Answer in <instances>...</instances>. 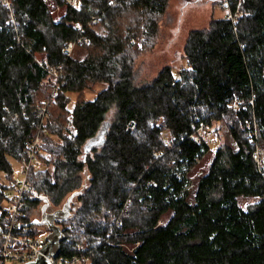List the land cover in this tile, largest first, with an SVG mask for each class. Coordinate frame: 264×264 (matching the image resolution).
Segmentation results:
<instances>
[{
    "label": "trees",
    "instance_id": "1",
    "mask_svg": "<svg viewBox=\"0 0 264 264\" xmlns=\"http://www.w3.org/2000/svg\"><path fill=\"white\" fill-rule=\"evenodd\" d=\"M62 3L55 18L45 0H0V220L12 163L48 102L28 181L53 209L67 194L78 192L79 202L59 222L65 240L55 258L80 254L84 240L83 264H264V166L253 159L264 147V0H228L232 19L189 32L185 67L165 65L147 82L137 81L134 62L153 46L168 0ZM77 37L88 41L76 46L85 56H63ZM70 94L78 97L68 110ZM110 113L103 143L84 154ZM221 122L233 145L215 147L191 191L188 174L211 150L203 133ZM239 198L256 201L242 208ZM37 205L25 203V220Z\"/></svg>",
    "mask_w": 264,
    "mask_h": 264
},
{
    "label": "rangeland",
    "instance_id": "2",
    "mask_svg": "<svg viewBox=\"0 0 264 264\" xmlns=\"http://www.w3.org/2000/svg\"><path fill=\"white\" fill-rule=\"evenodd\" d=\"M45 1L55 18H58L61 14H63L64 8L57 7V3H61V0ZM226 1L227 0H168L167 8L158 22V34L153 43V46L150 49L145 50L144 52L139 54L134 62L137 81L147 82L151 80L165 65L173 66L176 70L185 67L186 62L183 57V48L189 32L194 29L206 28L212 19H218L225 16L228 13V9H226V7L222 8L221 6L224 5V2ZM62 4L66 6L64 3ZM94 29L97 30L96 34L98 35H102L105 33V30L102 27L98 26ZM85 54V50L83 48L81 49V47L78 46L73 50L71 56L75 59H81L85 56ZM42 58L43 55H36V59L38 61H41ZM103 87L104 85L102 84L91 86L89 89H86L83 92V98L87 100L93 99L96 93ZM69 97L70 99L67 105V109L71 110L78 96L76 94H70ZM66 118L67 120L70 119L69 117ZM113 118L114 113L108 114L105 123H111ZM200 132L201 134L203 133L202 131ZM73 133V129L71 128L69 122H67L65 125V130H63V134H65L66 136H71L73 135ZM204 133L203 136L208 145L211 147V150L201 160H199V162H197V164L188 174L191 191H193L197 179L208 168V165L210 164V161L212 159V152L215 147L221 144H228L231 146L233 145V142L229 138L226 126L223 122L214 124L212 128L208 129L207 132ZM257 150L262 156V165L264 166V147L262 145H258ZM41 156L43 158L46 157L45 153H42ZM36 167L40 170L44 169V165L41 163H38ZM12 168L13 180L21 181L22 176L19 174V165L17 163H12ZM49 169L51 170V167H49ZM87 180L88 176L87 174H84L82 184L83 188L87 184ZM0 183L6 184L2 176L0 177ZM81 191H83L82 188L79 190V192ZM71 195L67 194L56 209L61 208L66 199ZM77 195L78 194L71 198L69 217H72L75 213V210L79 207ZM255 201V199L248 198L238 199V203L242 208H246ZM43 204L44 203L42 201H38V207L39 205L43 206ZM38 207L37 210L36 208L34 209L35 212H32V214L35 219L40 220L41 211L38 209ZM52 210L54 209L50 205V211ZM37 227L38 235L41 236L42 240L44 239L42 234L45 232L47 233L48 230L46 226ZM76 243L79 246H89V244L84 240Z\"/></svg>",
    "mask_w": 264,
    "mask_h": 264
},
{
    "label": "built area",
    "instance_id": "3",
    "mask_svg": "<svg viewBox=\"0 0 264 264\" xmlns=\"http://www.w3.org/2000/svg\"><path fill=\"white\" fill-rule=\"evenodd\" d=\"M61 2L74 10L79 8V0H61ZM227 3L228 0L221 7L228 9ZM226 15L232 19L229 10ZM75 28L79 34H83L81 28L78 26H75ZM92 30L95 29L92 28ZM82 42L88 43L82 37H77L74 41L68 42L62 48V55L69 57L73 49ZM52 73L56 75V71H52ZM55 95L56 90L55 86H53L50 91V97L53 98ZM48 104V102H45L35 111V118L39 120L37 132L26 143L24 156L18 163L19 174L22 176V180L15 181L12 187L2 192L3 203L1 209L5 212V220H0V264H25L35 261L37 254L42 255L41 250L46 244L45 236L47 233L42 234L44 239L41 240V236L38 235V227L31 223V217H29L28 221L25 220L23 207L27 201L36 197L35 191L29 184L28 175L36 162L38 154L41 153V146L43 145L41 135L44 133L41 125L44 122ZM195 139L197 140V138ZM253 159L260 164L263 162L258 150L253 154ZM56 224L61 230L59 222ZM76 248L80 254L73 255L68 259L49 257L47 260L50 264H83L87 260L85 253L88 251V248L84 245L77 246Z\"/></svg>",
    "mask_w": 264,
    "mask_h": 264
},
{
    "label": "water",
    "instance_id": "4",
    "mask_svg": "<svg viewBox=\"0 0 264 264\" xmlns=\"http://www.w3.org/2000/svg\"><path fill=\"white\" fill-rule=\"evenodd\" d=\"M108 125V123H104L97 136L93 138L87 145H85L83 149L84 154L88 152L91 146H100L103 143H99L97 141L101 135L106 133ZM76 194H78V192H75L70 197H68L61 208L52 212L47 211V209L50 207V203L46 197H35L38 201H43L45 204L41 206V219L34 221L33 223L34 225L46 226L48 234L45 236L46 244L41 250L42 255L37 254L35 261H30L25 264H50L47 258H55L58 256L60 252V243L65 240V237L56 223L64 221L69 217L71 198Z\"/></svg>",
    "mask_w": 264,
    "mask_h": 264
},
{
    "label": "crops",
    "instance_id": "5",
    "mask_svg": "<svg viewBox=\"0 0 264 264\" xmlns=\"http://www.w3.org/2000/svg\"><path fill=\"white\" fill-rule=\"evenodd\" d=\"M43 202V201H42ZM44 203V202H43ZM45 204V203H44ZM43 204V205H44ZM37 207H38V205H37ZM37 207H36V210H37ZM38 209L41 211V206L39 205V207H38ZM54 210H56V209H54ZM54 210H52V211H54ZM47 211L48 212H52V211H50V207L47 209ZM32 212H35V210H33ZM32 214V213H31ZM34 221H38L37 219H35L34 218V216H33V214H32V216H31V223L34 225ZM35 226H43V225H35ZM47 233H48V231H47ZM47 235V234H46Z\"/></svg>",
    "mask_w": 264,
    "mask_h": 264
}]
</instances>
